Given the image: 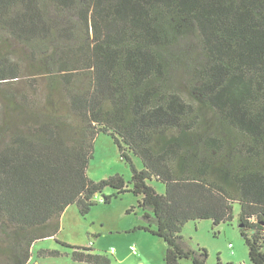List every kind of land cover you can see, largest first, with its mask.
Segmentation results:
<instances>
[{"label":"trees","instance_id":"1","mask_svg":"<svg viewBox=\"0 0 264 264\" xmlns=\"http://www.w3.org/2000/svg\"><path fill=\"white\" fill-rule=\"evenodd\" d=\"M189 33L192 66L175 52H189ZM8 37L29 64L11 58ZM181 63L189 97L172 75ZM99 133L129 180L87 176ZM126 191L144 210L132 231L162 238L165 264H207L205 249L181 246L182 227L231 221L234 203L249 260L264 264V0H0V264H28L68 206L85 215L97 193L109 203ZM61 244L73 261L111 264Z\"/></svg>","mask_w":264,"mask_h":264},{"label":"rangeland","instance_id":"2","mask_svg":"<svg viewBox=\"0 0 264 264\" xmlns=\"http://www.w3.org/2000/svg\"><path fill=\"white\" fill-rule=\"evenodd\" d=\"M188 37L187 42L191 46L189 52L182 51L185 48L184 45L177 46L175 52L177 54L182 53V61L192 66L195 59L193 57L194 51H192L193 45L191 44H194L195 47L196 39L193 33H189ZM7 46L12 59L21 60L22 65L29 64V51L24 46L11 37L7 42ZM184 63L178 64L172 70V75L174 81L178 82L176 85L177 91L182 96L189 97L186 80L192 77H188L185 73ZM25 69L27 70V68ZM35 79L39 85L47 82L46 77L43 75H37ZM79 79L80 84H86L89 81V76L82 74ZM206 116L208 120L211 119L210 114H206ZM126 152L135 167L140 169L142 167L140 159L132 152ZM116 173L121 174L126 180H129L131 176L130 168L126 161L120 158L117 145L112 137L106 133H99L93 142V154L88 163L87 176L94 181H98ZM150 184L155 187L157 192H163L164 187L161 182L152 179ZM114 191V189L107 187L103 193L110 194ZM138 199L139 196L126 191L113 197L109 203H103L102 194L97 193L94 196L96 204L85 215L78 212L76 205L67 207V210L62 214L60 229L57 234L54 237L37 240L33 244L31 250L32 260L29 264H34V261L38 264H89L73 261L70 257L72 249L62 245V242L76 246H91L93 251L107 254L111 264H165L166 246L162 238L144 231L127 232L124 229L129 226L143 224L142 218H139V216L142 215L144 210L137 206ZM130 206H134V209L127 211ZM239 208V205L234 203L233 219L221 222L216 226L213 225L210 219L188 221L182 227L180 233L181 246L185 249H205L207 251V264H252L248 257L247 245L239 232L237 218ZM252 220L254 221L255 218H252ZM42 249L57 250L59 255L39 256L38 252ZM125 249H128V251L126 252ZM121 253L124 256L128 254L123 261L119 259ZM139 254L142 257L144 254V257L141 258ZM134 257H136L135 262ZM181 263L191 264V261L182 259Z\"/></svg>","mask_w":264,"mask_h":264},{"label":"crops","instance_id":"3","mask_svg":"<svg viewBox=\"0 0 264 264\" xmlns=\"http://www.w3.org/2000/svg\"><path fill=\"white\" fill-rule=\"evenodd\" d=\"M70 206H71V205H70ZM68 207H69V206H68ZM66 210H67V208L64 210V212H65ZM64 212H63V213H64ZM63 213H62V214H63ZM61 218H62V215H61ZM138 225H140V224H138ZM134 227H136V226H135V225H134V226H129V227L124 228V229H126L127 232H131L132 229H134ZM135 231H142V230H134V232H135ZM131 245H132V244H131ZM31 250H32V249H31ZM125 250H126V252L128 251V249H125ZM122 253H123V251H122ZM122 253H121V254H122ZM121 254H120V255H121ZM120 255H119V256H120ZM127 255H128V254H127ZM127 255L124 256V254H122V255H121V258H119V259H121V260L123 261L124 258L127 257ZM139 256H140L141 258H143V257H144V254H143V257H142L141 254H139ZM31 260H32V256H31V259H30L29 263L31 262ZM133 260H134V262H135V261H136V257H134ZM29 263H28V264H29ZM34 264H38V263H37L36 261H34Z\"/></svg>","mask_w":264,"mask_h":264}]
</instances>
